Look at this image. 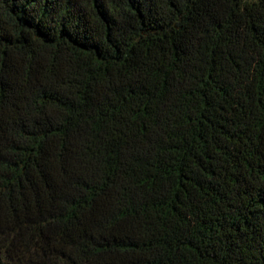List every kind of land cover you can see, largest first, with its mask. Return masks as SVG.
<instances>
[{
    "label": "trees",
    "instance_id": "16d2710c",
    "mask_svg": "<svg viewBox=\"0 0 264 264\" xmlns=\"http://www.w3.org/2000/svg\"><path fill=\"white\" fill-rule=\"evenodd\" d=\"M0 264H264V0H0Z\"/></svg>",
    "mask_w": 264,
    "mask_h": 264
}]
</instances>
